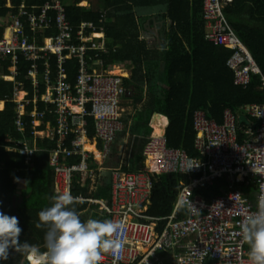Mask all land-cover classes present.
<instances>
[{"label":"built area","instance_id":"built-area-1","mask_svg":"<svg viewBox=\"0 0 264 264\" xmlns=\"http://www.w3.org/2000/svg\"><path fill=\"white\" fill-rule=\"evenodd\" d=\"M226 1L230 0H202L204 39L231 50L225 64L232 71L235 84L246 86L257 75L263 101L241 107L244 115L256 121L247 120L245 126H240L238 114L224 108L222 121L217 122L196 109L192 114L196 156L183 148L168 146L163 134H150L142 147L139 167L110 172L109 199H87L97 203L108 219H121L127 225V240L117 264H249V246L242 240L241 224L248 212L257 211L258 201L264 197V73L226 21L222 10ZM48 8L55 10L57 31L50 35L40 33L39 40L33 36L29 42L27 34L22 33L19 15H26L33 31L42 32L48 26L45 16ZM9 19L0 36V78L13 81L15 129L23 133L26 123L23 115L27 114L32 139L45 137L55 143L49 153L55 191L57 194L70 190L73 176L82 180L92 175L95 170L92 160L99 163V155L104 161L117 133L123 129L121 102L127 95L125 75L120 67L118 72H113L111 65L104 67L105 61L98 52L87 60L89 50L106 51L100 41L93 47L86 46L94 37L103 36V27L91 32L93 23L81 21L74 31L60 0L45 3L38 15L20 4L18 14L10 15ZM76 39L77 43L73 41ZM20 54L29 61L22 79L17 78ZM51 55L57 62L55 75L51 72ZM72 57L78 62L73 83L65 80L62 66ZM6 62L8 76L1 71ZM24 79L33 88L31 99L27 98ZM37 101L43 102L42 109L37 108ZM0 102L2 110L4 100ZM29 102L31 107L27 109ZM45 115L48 117L44 118ZM13 142L14 146L7 149L24 154L28 162L35 149L31 148L30 139L23 136ZM70 157L77 160L68 163ZM155 173L193 175L188 181H180L173 208L164 217L145 213ZM243 177L248 181L255 178L256 189L251 197L243 196L237 187ZM219 178L225 182L221 192L206 197L194 191ZM74 197L84 199L80 195ZM189 202L195 209L189 207ZM103 264H113V257L106 255Z\"/></svg>","mask_w":264,"mask_h":264},{"label":"trees","instance_id":"trees-1","mask_svg":"<svg viewBox=\"0 0 264 264\" xmlns=\"http://www.w3.org/2000/svg\"><path fill=\"white\" fill-rule=\"evenodd\" d=\"M64 7L66 19L75 31L81 21L93 23L91 32L103 27V46L106 51L89 50L87 60L94 52L104 59V67L112 63H121L130 69L131 74L123 78L127 97L132 98V111L122 117L124 127L117 133L111 145V151L102 163L92 160L95 170L92 175H74L70 191L73 196H91L109 199L111 194L110 172L113 169H135L141 165L142 146L145 136L149 134L148 120L155 111L167 116L165 127L167 145L183 148L189 155L196 156L193 147L194 131L192 112L202 109L206 115L222 121L224 108L237 113L241 107L249 103H261L263 92L257 75H253L246 86L233 82V73L225 61L231 50L204 39L205 27L202 17V0H60ZM87 1L88 5H80ZM55 0H0V36L10 15L18 14L20 4L27 11L38 15L45 3L53 4ZM140 10L150 13L139 14ZM226 21L250 52L257 66L264 73V0H230L223 5ZM55 10L48 8L45 16L48 26L33 31L25 18L20 14L23 24L22 33H26L28 41L36 40L43 35L57 31ZM152 28L154 30H152ZM154 33L156 39L148 41V34ZM88 32H86L87 34ZM100 38L86 42L93 47ZM77 43L78 39L73 40ZM19 76L24 78L29 61L20 54L18 56ZM52 75L56 74L57 62L54 55L50 57ZM62 66L65 80L73 83L78 70L76 57L66 59ZM1 71L9 75V63L3 65ZM13 81L0 78V100L4 107L0 110V146L7 144L5 138H19L23 135L31 138L32 126L27 114L23 115L26 123L21 134L15 130V102L11 100ZM27 98H32L33 88L28 79H24ZM43 90L40 85L39 91ZM125 96V97H126ZM2 106V105H1ZM0 106V107H1ZM29 102L25 108H30ZM37 108H43V102L37 101ZM48 116L45 115L44 118ZM248 121H256L248 117ZM91 122V120H90ZM247 122L241 121L240 126ZM93 130L90 129L92 134ZM55 146L53 141L37 140L36 150L30 157V165L24 164V156L8 152L0 147V158L3 176L0 178V212L18 218L22 229L20 241H27L44 249L46 227L36 228L38 213L49 207L51 197L56 194L54 173L48 163V150ZM130 149V151H129ZM128 151V152H127ZM130 153V154H129ZM77 158H68L67 162ZM127 163L130 165L128 166ZM192 175L187 173H155L147 214L153 217H164L172 209L180 181H188ZM21 190L17 193L15 185ZM224 179L219 178L210 185H202L194 189L205 196L216 194L221 190ZM25 184L26 188H21ZM240 193L251 197L256 189L255 178L243 177L237 183ZM19 195L15 202L12 195ZM95 204L80 201L75 208L82 212V220L88 218L108 219L103 211L94 208ZM95 209L94 215H85ZM99 211V212H98ZM162 222V221H160ZM0 264H28L24 255L10 251L7 260Z\"/></svg>","mask_w":264,"mask_h":264},{"label":"clouds","instance_id":"clouds-1","mask_svg":"<svg viewBox=\"0 0 264 264\" xmlns=\"http://www.w3.org/2000/svg\"><path fill=\"white\" fill-rule=\"evenodd\" d=\"M94 38H100L99 41L103 42L104 35ZM114 65L115 67H124L119 63H114ZM127 70L129 69L127 68ZM127 77H129V75L124 76V78ZM147 136H145V140ZM15 139L16 138L7 136V138H5L7 144H4V146L0 147H3L5 151L23 155L24 164L30 165V160L28 162H25L24 154L20 153L19 151L7 149L8 147L14 146L13 141ZM44 139L46 138L36 137L34 141L31 137V148H35V151L37 140ZM145 140L143 142V145L145 143ZM49 153L50 149L48 150V163L50 166H52L49 162ZM3 166L4 165L1 162L0 158V169ZM224 184L225 182L221 183L222 186ZM16 186L17 184L15 185V187ZM180 187L181 185L179 182L178 189ZM80 196L82 198L84 197V199L80 200L78 197H74L71 191L67 189L63 192H57V194L51 197V205L38 213L39 222L36 223L35 227L38 229L46 227L44 238L45 244L43 250H41V248L35 244H29L27 241H24L22 243L20 241V234L22 232V229L19 226L18 218L0 212V260H7L10 255V251H15L24 255L28 264H103V260L106 255H111L113 257V264H117V261L122 259V254L127 240V225L125 221L121 219L101 220L94 218L82 220L81 216L83 215V213L75 208V205L80 203V201H87L91 204L93 203L97 205L98 210L101 209H99L97 203L90 202L87 199L94 197L88 195ZM148 205L145 210L146 214ZM189 207L195 209L190 202ZM241 236L243 242L249 246V264H264V197H261L259 199L257 211L248 212L245 215V218L241 224Z\"/></svg>","mask_w":264,"mask_h":264},{"label":"rangeland","instance_id":"rangeland-1","mask_svg":"<svg viewBox=\"0 0 264 264\" xmlns=\"http://www.w3.org/2000/svg\"><path fill=\"white\" fill-rule=\"evenodd\" d=\"M79 4H82V5H88V3H87V1H80L79 2ZM140 13L139 14H143V13H150V11L149 10H140L139 11ZM152 30H154L153 28H152ZM95 36V35H94ZM96 37H101V36H96ZM146 37H148L147 39H148V41L149 42H152L153 40H155L156 39V35L154 34V33H152L151 32V34H148ZM121 64V63H120ZM111 66H112V70H113V72H118V70L116 69V68H118L119 69V67H115V65H114V63H112L111 64ZM120 66V65H119ZM120 68H122V67H120ZM126 68V67H125ZM117 70V71H116ZM127 72H128V75L130 76V74H131V72H130V69L129 70H126ZM21 97V95L20 96H18V98H20ZM121 105H122V108L127 112L128 110H130L131 108H129V106L131 105V104H129V102L128 101H126V100H122V102H121ZM133 106V102H132V105H131V107ZM127 107H128V109H127ZM125 112V113H126ZM122 113H124V112H122ZM124 113V114H125ZM123 114V115H124ZM122 115V116H123ZM96 154H97V152L96 151H94ZM98 155V154H97ZM97 157H99L98 158V160H100V162L99 163H102L103 162V159H100V156L98 155ZM3 176V172H2V170H0V178ZM0 182H1V180H0ZM21 187L22 188H26V185L25 184H22L21 185ZM15 189H16V187H15ZM16 190H20V189H16ZM12 199H13V201L15 202V200L17 201L18 199H19V195H12ZM94 206V208L96 207L95 205H93ZM96 212V210L95 209H91V211H87L86 212V214L85 215H91V217H92V215H94V213ZM99 212V211H98Z\"/></svg>","mask_w":264,"mask_h":264},{"label":"crops","instance_id":"crops-1","mask_svg":"<svg viewBox=\"0 0 264 264\" xmlns=\"http://www.w3.org/2000/svg\"><path fill=\"white\" fill-rule=\"evenodd\" d=\"M4 32H5V28H4V30H3V33L2 34H4ZM120 64V63H119ZM122 65V64H121ZM124 66V65H123ZM126 66H124L123 68H122V72H123V74L125 75V76H127L128 75V72L126 71L127 70V68H125ZM123 100H126V101H128L129 102V104H131L132 105V98H130V97H124V99ZM131 105L129 106V108H131L130 110H128L127 112L124 110L123 112L125 113H122V115L123 116H125V115H127L128 113H130L131 111H132V107H131ZM127 109H128V107H127ZM237 114H238V117L240 116V115H243L244 117H245V119H247L248 120V116L247 115H244V113H243V111L242 110H239L238 112H237ZM154 115H160V116H162L163 118H164V120H158V119H156L157 120V123H156V120H155V123L160 127V129H161V133H159V134H164V131H165V127H166V125H167V123H168V119H167V116H165L164 114H161V113H158V112H153L152 114H151V116H150V118H149V120H148V126L151 128L150 129V132H149V134H154V126H153V124H152V121H153V119H154ZM122 116V117H123ZM153 116V117H152ZM246 122V121H245ZM164 125V126H163ZM149 134H147V135H149ZM146 135V136H147ZM127 165L129 166L130 164L129 163H127ZM20 183L18 182V184H17V186H16V188L17 189H20L19 188V185ZM22 188V187H21ZM17 191V193L19 194L20 192H21V190H16ZM209 196V195H208Z\"/></svg>","mask_w":264,"mask_h":264},{"label":"bare ground","instance_id":"bare-ground-1","mask_svg":"<svg viewBox=\"0 0 264 264\" xmlns=\"http://www.w3.org/2000/svg\"><path fill=\"white\" fill-rule=\"evenodd\" d=\"M118 71H119V69L118 68H116ZM116 70V71H117ZM2 105V102H0V106ZM153 117V116H152ZM156 119H158V120H164V118L162 117V116H160V115H154V119H153V121H152V124H153V126H154V134H159V133H161V129H160V127L156 124L157 123V120ZM155 120H156V123H155ZM164 126V125H163ZM88 148H90V149H92V146L91 145H86Z\"/></svg>","mask_w":264,"mask_h":264},{"label":"water","instance_id":"water-1","mask_svg":"<svg viewBox=\"0 0 264 264\" xmlns=\"http://www.w3.org/2000/svg\"><path fill=\"white\" fill-rule=\"evenodd\" d=\"M238 121L241 122V121H246L245 117L243 115H240L238 117Z\"/></svg>","mask_w":264,"mask_h":264}]
</instances>
